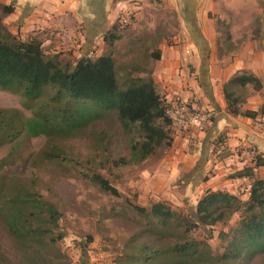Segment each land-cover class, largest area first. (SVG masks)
<instances>
[{
    "label": "trees",
    "instance_id": "1",
    "mask_svg": "<svg viewBox=\"0 0 264 264\" xmlns=\"http://www.w3.org/2000/svg\"><path fill=\"white\" fill-rule=\"evenodd\" d=\"M0 9L3 17L11 13L13 7L0 3ZM120 24L123 25L118 18L104 35L109 48L121 38ZM159 55L157 49L153 56L158 58ZM116 69V60L110 50L97 56H83L72 64L69 60L63 61L60 53H45L41 41L35 37L17 39L0 19V89L20 94L26 101L40 99L48 91L47 101L52 104L50 110L30 117L16 109H0V146L6 138L13 139L23 130L29 137L40 134L54 137L63 131L77 130L88 120L103 115L91 114L80 119L79 114H62L58 103L70 96L92 100L106 113H113L120 129L129 135L130 156L113 160L114 165L140 164L158 149L169 147L173 138L166 107L173 102L163 99L151 76L130 77L123 85ZM248 85L254 90L262 88L258 76L250 71H240L224 82L223 94L230 113L253 118L264 114V106L256 110L241 108L244 98L238 91ZM9 128H16L14 134L6 133ZM252 161L253 165L243 166L232 174L251 179L245 199L227 190L206 189L196 202L194 214L176 211L165 201H154L149 206L130 202L139 222L144 223L142 234L159 238L176 235L178 238L163 247H150L144 243L138 250L141 262L175 264L174 261L179 260L184 264H205L210 259L206 242L188 235L195 228L225 222L235 212H240L241 218L232 229L221 258L235 259L263 252L264 176L257 175L254 168L264 166V155L256 153ZM83 176L101 192L119 195L117 188L99 171L87 169ZM35 185L33 180L7 178L0 174V223L15 243L13 247L5 248L0 241V264L70 262L59 246L63 237L59 230L62 211L53 198L46 197ZM123 264L128 262L125 260Z\"/></svg>",
    "mask_w": 264,
    "mask_h": 264
},
{
    "label": "rangeland",
    "instance_id": "2",
    "mask_svg": "<svg viewBox=\"0 0 264 264\" xmlns=\"http://www.w3.org/2000/svg\"><path fill=\"white\" fill-rule=\"evenodd\" d=\"M148 2L151 6L145 16L150 19L129 17L128 23L119 26L121 41L111 48L106 46L107 51L113 53L118 79L123 85L128 83L130 77L150 76L159 35L166 34L168 44L172 45L173 42L176 24L172 22V28L167 29L158 23L162 18V1ZM202 2L204 6L200 11V24L207 35L212 73L217 78L228 77L229 72L223 65V59L229 57L230 52L235 53L230 58L237 57L238 51L245 52L251 42H255L256 47L261 49L264 40L261 37V33H264V0ZM205 12L208 21L202 22ZM168 13L176 15L174 11ZM0 19L2 20L1 9ZM188 40L191 41V37ZM45 49L51 54L48 48ZM62 53L64 52L60 54ZM60 58L71 61L68 53L62 54ZM253 90L248 85L238 93L245 102ZM48 93L47 91L40 99L26 101L20 94L0 89V109H16L26 117L44 113L52 106L47 101ZM263 95L264 93L261 96ZM58 104L63 110L62 114H79L80 119H86L91 114L103 115L88 120L77 130L63 131L54 137L45 134L29 137L23 130L13 139L6 138L5 143L0 146V174L7 178L33 180L38 191L55 200L63 214L59 220V230L63 234L59 246L69 257V264H123L125 260L128 264H143L138 250L144 243L150 247H163L177 241L176 235L159 238L148 233L142 234L144 223L139 222L138 215L129 205L131 202L149 206L152 201L160 200L163 192L153 195L156 191L151 190V179L157 163L167 154L170 146L158 149L140 164L131 162L116 166L113 160L130 156V142L129 135L120 129L113 113H106L92 100L70 96L62 98ZM15 130L16 128H9L6 133L14 134ZM87 169L103 174L117 188L119 195L101 192L83 176ZM225 177L224 175L223 178ZM243 192L239 190L238 194L245 199ZM177 201V205L174 203L176 201L165 202L176 211L194 214L190 201ZM240 218V212H235L225 222L195 228L190 232V238L206 242L205 249L210 254V259L205 264H264V251L249 257L240 256L227 260L221 258L231 238L232 229ZM0 241L5 248L15 245L1 223ZM174 263L184 264L179 263V260Z\"/></svg>",
    "mask_w": 264,
    "mask_h": 264
},
{
    "label": "crops",
    "instance_id": "3",
    "mask_svg": "<svg viewBox=\"0 0 264 264\" xmlns=\"http://www.w3.org/2000/svg\"><path fill=\"white\" fill-rule=\"evenodd\" d=\"M161 1L162 18L158 23L171 29L174 22L176 32L172 45L168 44L166 34L157 37L156 48L160 55L152 62L150 76L166 102L178 100L187 102L193 109H212L214 117L206 130L171 128L172 143L152 174L151 190L156 191L153 195L163 192L160 200L155 201H176L177 205V199H182V202L190 201L194 209L206 189H223L235 194L243 190L247 197L251 179L232 174L243 166L254 164L252 151L264 155V114L251 118L230 113L222 85L234 73L250 71L261 79L262 88L253 90L241 108L256 110L264 106V95L261 96L264 93V40L261 49L251 42L245 52L238 51L237 57L230 58L235 54L230 52L229 57L223 59L229 76L217 78L212 73V61L208 56L207 35L200 24L203 0ZM0 2L13 7L11 13L2 17L10 33L19 40L39 39L47 54L45 48L51 54L68 53L72 64L83 56H97L107 51L104 35L116 20L126 15L146 18L145 13L151 6L148 0ZM202 17V22L208 21L206 12ZM261 35L264 38V33ZM119 41L120 38L114 45ZM217 150L220 153L217 154ZM254 171L264 176V166L255 167Z\"/></svg>",
    "mask_w": 264,
    "mask_h": 264
},
{
    "label": "built area",
    "instance_id": "4",
    "mask_svg": "<svg viewBox=\"0 0 264 264\" xmlns=\"http://www.w3.org/2000/svg\"><path fill=\"white\" fill-rule=\"evenodd\" d=\"M120 21L121 23H128L129 16H121ZM88 56H91V54ZM166 115L170 119L172 129L195 128L206 130L214 117V111L212 109H193L187 102L179 101L166 107ZM216 153H220V150H217ZM251 155L254 156L255 152L252 151Z\"/></svg>",
    "mask_w": 264,
    "mask_h": 264
}]
</instances>
